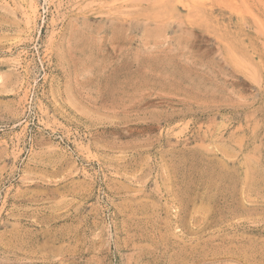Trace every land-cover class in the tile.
<instances>
[{
  "label": "rangeland",
  "instance_id": "obj_1",
  "mask_svg": "<svg viewBox=\"0 0 264 264\" xmlns=\"http://www.w3.org/2000/svg\"><path fill=\"white\" fill-rule=\"evenodd\" d=\"M0 264H264V0H0Z\"/></svg>",
  "mask_w": 264,
  "mask_h": 264
}]
</instances>
